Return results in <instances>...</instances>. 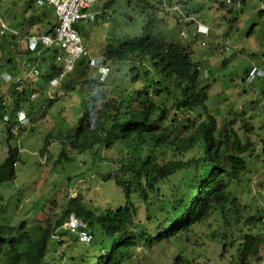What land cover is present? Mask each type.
Returning a JSON list of instances; mask_svg holds the SVG:
<instances>
[{
	"label": "trees",
	"instance_id": "16d2710c",
	"mask_svg": "<svg viewBox=\"0 0 264 264\" xmlns=\"http://www.w3.org/2000/svg\"><path fill=\"white\" fill-rule=\"evenodd\" d=\"M187 1L190 0L104 3L102 16L109 20L111 13H106L105 8L125 3L137 9L145 21L143 36L120 35L105 49L104 63L120 64L122 78L115 80L119 81L115 86H109L108 78L100 73L84 79L87 69L96 71L89 59L77 60L78 67L60 78L63 68L57 59L64 51L57 45L30 49L24 44L23 50L16 36L0 37V74L9 70L13 80L18 76L23 79L22 90H18L0 75V122L6 129L8 145L0 165V184L16 177L20 149L13 140L28 131L13 129L22 103L31 116L37 113L38 106H45L44 111L49 113L57 101L69 96L67 106L83 114L74 120L72 135H62V124L57 134V129L49 133L40 157L45 162L50 160L48 148L55 141L61 150L54 167L89 154L87 162L92 166L102 161L98 175L104 182L113 180L125 199L123 206L102 211L80 192L70 197L76 189L68 186L60 216H56L58 212L53 208L57 202L53 200L51 208L55 213L42 212L43 217L39 216L32 227L26 222L18 226L0 224V264H45L51 239L64 251L72 247L71 242L81 246L75 254H62L67 264H135L138 247L150 249L160 242L175 245L171 264H264V202L256 196L248 202L240 195L241 188L264 170V117L255 113L239 118L230 113L219 119L208 112L210 86L200 81V64L193 58L192 48V42L197 46L199 41L196 21L200 20L186 7ZM230 1L226 0V4ZM233 1V5L247 4V0ZM259 3V16L264 18V0ZM26 4L33 13L37 12L36 5L41 11L37 21L46 28H37L36 34L49 33L57 23L54 8L40 6L37 0ZM171 16L181 37L192 34L191 43L182 44L152 32L153 27ZM32 18L30 22L34 21L33 15ZM125 18L133 22L129 15ZM200 46L207 47V41L200 40ZM31 68L39 74H30ZM250 69L251 65L243 84ZM55 78H60L59 86L52 85ZM34 92L39 93L37 103L30 99ZM64 109L61 106L60 112L64 113ZM194 113L198 116L192 120ZM33 127L30 124L27 129ZM179 173L182 176L173 180ZM255 186L264 191V176ZM3 212L2 205L0 216ZM70 214L86 224L90 242H80L74 232L57 230ZM197 257L204 260L199 262Z\"/></svg>",
	"mask_w": 264,
	"mask_h": 264
},
{
	"label": "rangeland",
	"instance_id": "374dc122",
	"mask_svg": "<svg viewBox=\"0 0 264 264\" xmlns=\"http://www.w3.org/2000/svg\"><path fill=\"white\" fill-rule=\"evenodd\" d=\"M28 1L0 0V13L10 29L19 31L25 29L30 34H35L37 28L43 29L46 26L42 27V22L37 21L42 17L37 5L36 13L27 9L26 3ZM106 1L108 0H99L93 7L94 12L100 13L95 22L81 20L76 24L83 44L89 48L88 58L79 60H99L98 64H91L96 71L87 69L88 75L84 79L90 80L95 77L96 73H100L99 76L108 78L109 86H115L119 82L115 80L122 78L120 64L104 63L105 49L114 41V38L120 35L143 36L145 34V21L143 15L137 9L128 7L125 1L116 7L111 5L105 8L106 13H111V20L103 17L101 9ZM231 1L229 4H226V0L187 1L189 4L186 7L193 10L191 14L203 22L210 31L208 36H198L197 46L192 42L193 58L200 62V81L202 84L210 86L206 106L208 112L219 119L229 116L230 113L239 118L241 116L248 117L255 113L264 117V79H258L248 86L243 84L246 72L250 68V62L261 63V57L264 56V18L259 16L260 8H258L261 6L259 0H247V4L244 6L235 3V0L233 5ZM222 4L225 5L224 8L221 7ZM228 10L232 11L228 13ZM32 15L35 22H30ZM127 15L132 18V23L125 18ZM156 17L160 19L158 15ZM31 23H35V25H31ZM152 32L156 35L163 33L167 38L182 44L191 43L192 34L190 33L187 38L181 37L180 28L172 16L153 27ZM7 38V43H10V38ZM202 39L207 41V47H200V40ZM226 47L229 50H226ZM102 60L103 62H101ZM1 64L2 62H0ZM78 65L79 61H76L74 66L78 67ZM261 66L264 68V64ZM84 90L87 91L86 88ZM89 92L93 95L97 94V92ZM41 98L42 96L39 99ZM63 99L64 101L62 99L57 101L50 108L49 113L45 112L47 110L45 106H38L37 113L32 117V126L34 127L26 129L28 131L22 133L20 138H14L13 145L20 149V160L16 165V177L8 183L0 184V207L4 206V212L0 216V224L18 226L20 223L26 222L29 227H32L38 223L40 217H43L40 215L42 212L48 211L50 215L55 213L51 208L53 200L57 202L53 208L58 212L56 216H60L65 205L64 190L68 186L76 189L70 197H76L78 196L77 192H80L83 197L91 198L90 201L99 206L102 211L117 209L124 205L125 199L122 189L116 186L113 180L104 182L102 176L98 175V170L103 165L102 161L98 160L96 164L91 166L87 162L89 154H86L75 157L70 162H63L59 167H54L55 158L61 150L58 141L52 142L48 148L49 161L45 162V158L40 157L46 136L56 129L57 134L58 125L60 127L61 124L65 127L62 135H72L74 120L83 114L80 110L71 111L67 106L66 102L68 103L71 99L69 96H65ZM37 102L38 99L34 101V103ZM61 106H65L64 113L62 110L60 112ZM74 111L76 112L74 113ZM197 116L198 114L194 113L190 117L195 120ZM63 117L66 120H62ZM253 121L257 123L258 120L253 118ZM6 139V129L0 122V165L7 155ZM181 173L173 180L180 178ZM107 174L105 173V175ZM69 176L71 177L70 181L67 179ZM263 176L264 170H261L249 185L241 188L243 191L240 195L243 199L250 202L256 196L264 202V191H258L255 186V182ZM74 243L71 242L72 247L66 246L64 251L60 250L54 240L51 239L45 256V264H67V261L62 260V254L64 252L69 255L75 254L81 249V246L77 247ZM175 252V245L167 242L156 243L150 249L141 246L137 248L139 258L133 263L171 264ZM196 259L199 262L204 260L203 257Z\"/></svg>",
	"mask_w": 264,
	"mask_h": 264
},
{
	"label": "built area",
	"instance_id": "2783aa9c",
	"mask_svg": "<svg viewBox=\"0 0 264 264\" xmlns=\"http://www.w3.org/2000/svg\"><path fill=\"white\" fill-rule=\"evenodd\" d=\"M49 4L56 7V12L58 15V26L56 28V35L54 37L44 36L41 41L45 45H53L55 43H60L63 49L69 53L70 59L67 60V64L70 67L71 60L85 54V48L80 42L77 31L73 28V23L77 19H90L93 20L95 14L91 11V8L97 2V0H47ZM198 27L203 32L207 33V30L202 24H198ZM7 30V26L1 22L0 23V35H3ZM36 45V41L33 42V46ZM35 73L37 71L35 70ZM262 72L254 67L251 72V79L257 74ZM6 81L11 80L8 74L4 75ZM21 83L18 78L15 84ZM57 80H54L52 84H56ZM32 97H35L33 95ZM21 120L26 121L24 115L21 116ZM18 127L15 128L17 130ZM62 228L77 234L80 242L88 243L91 241V235L89 231L86 230V224L81 221L75 214H70L68 219L62 225Z\"/></svg>",
	"mask_w": 264,
	"mask_h": 264
},
{
	"label": "clouds",
	"instance_id": "9594fccd",
	"mask_svg": "<svg viewBox=\"0 0 264 264\" xmlns=\"http://www.w3.org/2000/svg\"><path fill=\"white\" fill-rule=\"evenodd\" d=\"M99 0H97V2H98ZM37 2H38V4L40 5V6H43L44 4L45 5H48V6H50V7H52V8H54V11H55V14H56V19H57V23L54 25V27L49 31V33H45V34H30V32H28V31H26L25 29L23 30V31H19V30H17V29H10L9 28V26L7 25V23L5 22V20H4V18L1 16V13H0V23L1 22H3L6 26H7V30L5 31V33L3 34V35H0V37H3V36H8V35H14V36H16V40L18 41V47H19V49H25V46H24V44H28L29 45V47H30V49H35L38 45H42L43 47H45V48H49V47H52V46H55V45H57V46H59L63 51H64V53H63V55H62V57H58V59H57V61L59 62V63H62V68H63V72H62V74H61V76H60V78H62L63 76H64V74H66L68 71H71L72 70V68L74 67V63L77 61V60H79V59H81V58H88V56H89V48L86 46V45H84L83 44V42H82V38H81V36H80V34H79V32H78V30H77V27H75V25L77 24V22L78 21H81V20H87V21H91V22H95V20L98 18L97 16H98V13L97 12H94L92 9H93V7L96 5V3L94 4V6L91 8V11L95 14V17H94V19L93 20H90V19H77L74 23H73V28L77 31V33H78V36H79V38H80V42H81V44H82V46L85 48V54H81L80 56H78V57H76L75 59H72L71 60V64H70V67L68 66V64H67V60H69L70 59V57H69V53L65 50V49H63L62 48V46L60 45V43H55V44H53V45H45V44H43L42 43V41H41V38L42 37H44V36H49V37H54L55 35H56V28H57V26H58V15H57V12H56V7L54 6V5H51V4H49L48 3V1L47 0H37ZM198 24H202L203 26H204V28L207 30V33H205V32H203L202 30H200L199 29V27H198ZM196 33H199L200 35H203V36H208L209 34H210V31H209V29L207 28V26L203 23V22H201V21H196ZM195 33V34H196ZM34 41H36V45L35 46H33V42ZM201 47V46H200ZM228 49V47H226V50ZM89 61H90V65L92 64V65H96V64H98L99 63V60L98 59H89ZM262 62H264V57L262 58V60H261ZM101 62H103V60L101 61ZM199 64H200V62H199ZM251 69H250V71H249V74H248V76H247V78H246V80H245V83H244V85L246 86H248V85H251L254 81H256L257 79H261V78H263L264 77V68L262 67V66H259V64L257 63V62H255V61H251ZM254 67H256V68H258L262 73L261 74H257L255 77H253L252 79L250 78L252 75H251V72H252V70L254 69ZM201 69V68H200ZM35 70L37 71V73H35ZM32 73H35V74H39V71L37 70V69H35V68H31L30 69V74H32ZM5 74H8L10 77H11V80H9V81H7V82H13L14 83V86L16 87V89H18V90H22L21 89V83H23V79L21 78V77H17L15 80H13V77H14V75H13V73H11L9 70H6V71H4V72H2L0 75H1V77L4 79V75ZM206 77H207V74L205 75ZM20 79L21 80V83H19V84H15V81L17 80V79ZM60 78H55V80H57V83L56 84H52V85H54V86H59V84H60ZM104 78V77H103ZM5 80V79H4ZM6 81V80H5ZM54 81V80H53ZM58 94H59V91H58ZM33 95H35V97H32ZM38 96H39V93H32V95L30 96V99L32 100V101H35L37 98H38ZM52 98H55V99H57V96H53ZM22 115H24V117H25V119H26V121H22L21 120V116ZM34 115H31V116H29L28 115V113H27V109L26 108H24V105H23V103H22V108L20 109V110H18V112L16 113V118H15V125L13 126V129H15L16 127H18V129L17 130H15V131H18V130H20V129H27V127L30 125V124H32V122H33V119H32V117H33ZM7 120H9V118L6 116L5 117V121H7ZM22 134V133H21ZM21 136V135H20ZM64 224V223H63ZM62 224V225H63ZM62 225L57 229V230H59V229H63L62 228ZM56 230V231H57ZM65 230V229H64ZM79 240V239H78ZM83 243V242H82Z\"/></svg>",
	"mask_w": 264,
	"mask_h": 264
}]
</instances>
